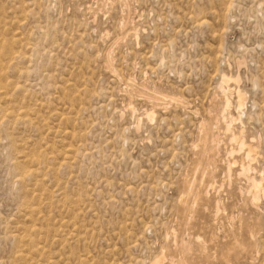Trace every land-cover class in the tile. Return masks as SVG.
Instances as JSON below:
<instances>
[{
    "label": "rangeland",
    "instance_id": "obj_1",
    "mask_svg": "<svg viewBox=\"0 0 264 264\" xmlns=\"http://www.w3.org/2000/svg\"><path fill=\"white\" fill-rule=\"evenodd\" d=\"M160 257L264 264V0H0V264Z\"/></svg>",
    "mask_w": 264,
    "mask_h": 264
},
{
    "label": "bare ground",
    "instance_id": "obj_2",
    "mask_svg": "<svg viewBox=\"0 0 264 264\" xmlns=\"http://www.w3.org/2000/svg\"><path fill=\"white\" fill-rule=\"evenodd\" d=\"M224 77V76H223ZM229 78H231V77H229ZM223 80V82H222V98H221V104H220V106H219V113L221 114L220 116L221 117H223V120L225 121V119L224 118H226V121H225V123H226V131H230L229 129H230V127L234 124V122L236 123V119L234 118V114H232L231 113V111H230V108L229 107H232L231 106V100H230V93H228V89H226V88H228V87H224L223 85H225L227 82L229 83V81H233L234 79H229L228 80V78L227 77H224V78H222ZM236 82H238V78L235 80ZM235 81H233V82H235ZM229 85V84H228ZM230 91V90H229ZM237 91V90H236ZM231 92V91H230ZM233 92V91H232ZM231 92V93H232ZM242 93V92H241ZM240 92H237V100H236V102H235V104H236V106L238 107V109L240 110H242V108H243V102H244V95L243 94H241ZM230 96V97H229ZM165 100V99H164ZM173 100H175V99H171V101H173ZM153 109V108H152ZM240 110V111H241ZM240 111H239V116H238V120H242V115H243V111L240 113ZM138 113V112H137ZM150 114V113H149ZM148 115V114H147ZM154 115V114H153ZM152 114H151V117L153 116ZM149 116V115H148ZM151 117H149V118H151ZM155 118V117H154ZM237 120V121H238ZM217 122V121H216ZM202 125V124H201ZM207 125V124H206ZM205 125V126H206ZM205 126H204V128H205ZM68 132V131H67ZM68 134V133H67ZM244 134H243V132H240L239 134H236V133H234V134H232V138H231V140L233 141V142H235V143H237L238 145H239V147H240V151H244V155L246 156V159L248 160V163L246 164V163H242L241 164V166H240V168L239 169H237V170H235V169H233L234 168V166L233 165H235V164H237V162L236 161H234L232 164H230L229 165V168H228V172H229V175L230 176H233L234 174H236V175H238L239 177H244L245 179H247V181L249 182V186H250V194H251V201H252V203L254 204V205H258V202L260 201L259 199H261L260 197H261V192H262V188L263 187H261V182H262V179H259V178H257V177H255V176H252L251 174H250V172L251 171H253L254 169H253V167H252V161H253V156H254V153H255V151H256V149H255V145H253V144H250V143H247L246 142V140L244 139ZM258 146H259V144H258ZM257 146V147H258ZM69 150V149H68ZM70 152V151H69ZM71 153V152H70ZM69 156V155H68ZM70 158V157H69ZM72 158V157H71ZM208 159H209V157H208ZM210 160V159H209ZM210 161H212V160H210ZM28 172V171H27ZM208 172V171H207ZM220 202H218L217 203V212H219L218 210H220L221 209V207H220ZM31 208H32V206H30ZM35 207V206H34ZM37 207V206H36ZM220 207V208H219ZM26 213V212H25ZM33 213V212H32ZM30 213H28V215H29ZM39 214H40V212H39ZM37 215V214H36ZM32 217V216H31ZM25 233V232H24ZM27 236V235H26ZM23 238V237H22ZM24 242V241H23ZM27 242V241H26ZM33 242V241H32ZM42 248V247H41ZM38 250V249H37ZM35 252V251H34ZM39 252V251H38ZM26 253V252H25ZM35 254H37L36 252H35ZM44 254V253H43ZM25 255V254H24ZM23 255V256H24ZM21 259V258H20ZM29 259V258H28ZM23 262H24V260H23ZM30 262V261H29ZM162 262H163V258H157L156 260H155V262L153 263V264H162ZM28 263V262H27Z\"/></svg>",
    "mask_w": 264,
    "mask_h": 264
}]
</instances>
